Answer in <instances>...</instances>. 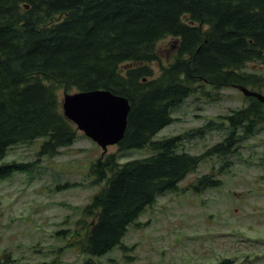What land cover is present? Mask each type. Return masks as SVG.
Wrapping results in <instances>:
<instances>
[{
  "label": "trees",
  "instance_id": "16d2710c",
  "mask_svg": "<svg viewBox=\"0 0 264 264\" xmlns=\"http://www.w3.org/2000/svg\"><path fill=\"white\" fill-rule=\"evenodd\" d=\"M165 37L175 39V51L155 73L151 64L160 60L158 42ZM250 62L264 63V0H0V162L13 145L40 137V154L49 156L76 141L79 131L63 112L58 87L127 97L121 153L92 163L94 182L103 187L77 222L81 253L102 256L122 245L146 207L177 191L207 157H218L219 171L228 172L232 157L242 154L238 147L254 141L246 162L264 169V148L258 149L264 145V103L254 96L221 120L190 131L204 137L225 130L202 154L178 150L184 135L154 139L205 84L218 97L224 88L242 85L264 92V74L245 70ZM147 146L152 155L119 162L125 151ZM25 165H1L0 178ZM217 176L210 171L184 189L217 188ZM218 264L235 262L224 258Z\"/></svg>",
  "mask_w": 264,
  "mask_h": 264
},
{
  "label": "rangeland",
  "instance_id": "374dc122",
  "mask_svg": "<svg viewBox=\"0 0 264 264\" xmlns=\"http://www.w3.org/2000/svg\"><path fill=\"white\" fill-rule=\"evenodd\" d=\"M174 51V38L158 42L160 60L151 64L155 73L171 61ZM245 70L264 74V63L250 62ZM75 91L57 88L62 105L65 93ZM218 94L209 84L190 94L154 139L184 135L180 152L204 153L224 138L225 130L204 137L191 136L190 131L248 104L238 87ZM44 140L13 145L0 162L26 164L0 178V264H83L89 259L93 264H217L224 258L235 264H264V169L246 162L254 141L238 147L242 154L232 157L228 172L219 171L222 161L216 156L202 160L179 182L177 191L158 196L146 207L129 226L122 245L91 257L77 245L82 235L77 222L103 187L91 172L103 149L79 131L76 141L59 154L41 155ZM111 152L121 153L119 145L109 146L107 153ZM153 153L150 146L134 148L118 160L124 163ZM210 171L222 180L219 187L200 193L184 189Z\"/></svg>",
  "mask_w": 264,
  "mask_h": 264
},
{
  "label": "water",
  "instance_id": "95a60500",
  "mask_svg": "<svg viewBox=\"0 0 264 264\" xmlns=\"http://www.w3.org/2000/svg\"><path fill=\"white\" fill-rule=\"evenodd\" d=\"M238 88L245 96H254L264 103V93L246 86ZM62 106L65 116L97 142L103 153L124 137L131 107L127 97L107 89L79 90L65 93Z\"/></svg>",
  "mask_w": 264,
  "mask_h": 264
}]
</instances>
